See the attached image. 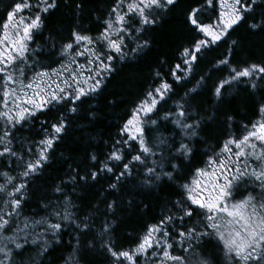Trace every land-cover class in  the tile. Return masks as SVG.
I'll list each match as a JSON object with an SVG mask.
<instances>
[{
  "label": "snow or ice",
  "instance_id": "1",
  "mask_svg": "<svg viewBox=\"0 0 264 264\" xmlns=\"http://www.w3.org/2000/svg\"><path fill=\"white\" fill-rule=\"evenodd\" d=\"M61 9L73 17L66 37L50 27ZM177 9L190 43L174 60L158 58L115 135L69 165L55 199L41 198L44 214L26 213L69 127L97 120L91 101L117 64L146 55L149 32ZM87 11L97 13L95 29L81 23ZM241 26L264 36V0H12L0 18V264H38L69 230L76 245L64 264L97 247L105 264H264V52L238 53ZM202 62L210 73L196 79ZM230 90L254 102L245 122L224 108ZM213 125L220 138L201 152L200 134ZM198 154L206 159L195 162ZM129 184L155 194L159 211L125 246L113 235L121 202L108 196ZM97 185V203L82 213L77 189Z\"/></svg>",
  "mask_w": 264,
  "mask_h": 264
},
{
  "label": "trees",
  "instance_id": "2",
  "mask_svg": "<svg viewBox=\"0 0 264 264\" xmlns=\"http://www.w3.org/2000/svg\"><path fill=\"white\" fill-rule=\"evenodd\" d=\"M12 3V0H0V18L5 14V9ZM96 15L94 11H87L81 23L93 29L96 28ZM73 17L67 9H61L55 16L52 17L50 27L57 32L67 36V29L72 23ZM48 33L45 32L44 39L47 38ZM233 39L240 44L238 53L249 54L255 58H260L264 52V36L260 34H252L248 31L246 26L238 27L232 34ZM149 39L153 41L151 49L147 51L140 59H133L117 64L116 71L109 76L106 87L100 96L96 97L91 103L96 107L98 118L95 122H90L81 116L75 120L69 127L67 135L63 142L58 145L55 158L49 166L32 185V197L27 205L25 211L28 214L38 212L43 215L44 212L40 207L43 203L42 197H51L55 199L52 194V187L58 184L59 177H62L67 172L69 165L82 162L87 151H92L96 142L99 140H106L110 135H115L117 125L122 123L121 117L126 114V110L131 108L140 95L150 79V69L155 68L158 58L167 56L170 60H174L177 49L181 46H186L192 39V33L187 31L183 22V15L180 9L166 15L161 21L155 31H150ZM38 44L43 43V39H38ZM46 48V46H45ZM223 51V49H221ZM215 52L210 53V57L214 58ZM43 58V57H42ZM211 65L202 62L196 68L195 78L199 79L201 75L209 74ZM189 79H192L189 77ZM215 79V76H213ZM195 85V80L192 83L186 84L187 88H192ZM178 92L182 95V91L178 88ZM209 93L204 90L202 95L197 97V102L207 99ZM114 101L115 103H110ZM171 101L166 107L171 106ZM254 107V102L251 97L241 92L237 95L235 90H230L226 95L225 110L234 114V118L238 123L245 122V112L251 115ZM46 113L39 114L41 119H44ZM222 128L218 125L208 127L202 132L201 137L207 141L205 144H197L196 147L203 152L206 147L215 144L216 140L220 138ZM237 129V134H239ZM19 135L29 137L33 132L24 130ZM38 138V137H37ZM61 153L63 156H61ZM206 157L199 154L195 157V162H199ZM104 187L107 184L101 181ZM100 191V186L97 185L92 188L77 189L80 199L77 203L81 205L82 213H89L92 211L90 204H96V193ZM166 191H169L166 189ZM108 199L111 201L116 199L121 202L123 211H118L119 219L115 222L114 237L127 245L128 234H135L142 230V225L149 221L152 215L159 211L158 199L153 194L152 196L146 193H137L133 184H129L125 190L114 195H109ZM128 201H132L134 206H129ZM149 203L150 208L144 209L143 204ZM103 205L100 208L103 209ZM98 227V225H97ZM71 230H69L70 232ZM66 232L62 238L61 244L54 245L49 253L43 258L36 257L38 264H64L62 257H67L72 251V247L76 245L73 236ZM82 242L89 241L90 236L80 237ZM35 255V254H33ZM80 264H105V257L103 252L97 247L95 250H90L84 253V259L80 260Z\"/></svg>",
  "mask_w": 264,
  "mask_h": 264
}]
</instances>
